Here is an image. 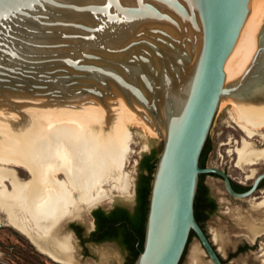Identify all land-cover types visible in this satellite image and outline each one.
Listing matches in <instances>:
<instances>
[{"label": "water", "instance_id": "1", "mask_svg": "<svg viewBox=\"0 0 264 264\" xmlns=\"http://www.w3.org/2000/svg\"><path fill=\"white\" fill-rule=\"evenodd\" d=\"M259 2L0 0V111L46 97L115 94L164 131L133 264H179L191 232L211 264H223L194 215L199 177L219 176L239 199L264 180L261 172L238 193L224 171L199 165L226 97L264 98V18L255 54L232 76Z\"/></svg>", "mask_w": 264, "mask_h": 264}, {"label": "bare ground", "instance_id": "2", "mask_svg": "<svg viewBox=\"0 0 264 264\" xmlns=\"http://www.w3.org/2000/svg\"><path fill=\"white\" fill-rule=\"evenodd\" d=\"M263 18L264 0H260L246 27L234 78L245 72L257 50V30ZM256 96L226 97L233 104L232 120L249 139L256 135L264 138V98L255 102ZM144 114L147 112L137 103L129 104L115 94L101 99L46 97L0 111V165L24 168L31 176L22 182L17 169L0 171V210L8 215L11 227L52 261L75 264L70 256V240L61 237L57 223L69 213L81 216V202L89 205L108 197L104 188L107 182L127 198L132 189L131 177L124 174L132 149L130 126L143 127L151 135L164 134L160 126L146 121ZM229 143L233 145L228 153L231 157L235 154L236 167L241 170L264 162V148H258L255 142L243 138ZM257 171L254 167L248 169L247 178L257 176ZM8 179L12 194L4 184ZM254 207L264 214V196ZM18 209L21 216L15 214ZM26 216L39 229H32L25 222ZM244 225L251 243L264 235V219L259 223L247 219Z\"/></svg>", "mask_w": 264, "mask_h": 264}, {"label": "rangeland", "instance_id": "3", "mask_svg": "<svg viewBox=\"0 0 264 264\" xmlns=\"http://www.w3.org/2000/svg\"><path fill=\"white\" fill-rule=\"evenodd\" d=\"M254 101L259 102V99ZM233 109V104L225 99L211 131L210 149L207 154L205 166H222L228 174L238 176L239 178L244 176L245 172L247 173V170L252 167L258 170L257 174L264 172V162H259L253 166H247L245 172H242L243 170L241 171L238 167L237 169L234 167V163L236 166V156L234 154V160H232L233 157L230 156L231 152L228 153V149L233 145V143L232 145L229 143V140L235 142L247 138L255 142L258 148H264V138L261 135H256L254 138L249 139L245 131L232 120L231 111H234ZM130 129L132 132V149L124 168V174L127 177L129 175V178L131 177L132 189L129 194L130 197H128V195L126 198V196L118 191L113 190L111 182H107L105 184L107 187L104 186V188L107 189L109 193L108 197L96 203H89V205L88 203L81 202V216L76 215L75 212L69 213L68 215H64L57 223L60 227L61 237L69 238L70 240V256L75 264H123L124 262V255L119 252L118 248L111 244L99 246L92 245L89 249L90 253L83 254L78 239L75 237L73 238L68 225L77 223L83 226L85 230H89L92 227L91 212L93 210L97 208L110 210L115 204L129 205L131 203L133 185L138 172V161L140 157L148 154L152 150H155L159 155L162 148V137L157 133L151 135L146 129L140 126L132 125ZM12 169H17L19 173L17 176L22 182H27L31 179L30 174H28L24 168L0 165V171H11ZM60 179L64 180L65 178L64 176H60ZM4 184L7 186V191L10 194L14 193L13 186L10 184L9 179L5 180ZM203 184L210 188L216 200H222L223 203L220 205L222 207H219L217 212L207 217H202L200 224L218 253L222 256L221 258L223 261H226L225 258L227 254L235 250L237 246L245 245L247 248H250L251 244H253L247 237L244 222L250 219L259 223L264 219V214L254 207L255 204L261 201L264 192L259 199H257L256 196L260 194L256 193L251 200L247 201V203H243L238 200L229 199L225 193L222 182L215 177L203 178ZM15 214L18 216L22 215L20 209L16 210ZM246 216L248 217L246 218ZM25 222L28 223L32 229H39L29 216L25 217ZM126 260L128 262L131 261L130 259ZM232 261V264H264V235L255 241L253 248L236 256ZM0 264L61 263L52 261L51 258L49 259L48 256L37 251L35 246L25 236L11 227L8 215L4 210H0ZM182 264H211L208 256H206L195 236L191 237L189 240Z\"/></svg>", "mask_w": 264, "mask_h": 264}, {"label": "flooded vegetation", "instance_id": "4", "mask_svg": "<svg viewBox=\"0 0 264 264\" xmlns=\"http://www.w3.org/2000/svg\"><path fill=\"white\" fill-rule=\"evenodd\" d=\"M142 158L143 156L140 157V160ZM140 160L138 161V172L136 174L135 183L133 185V195H132L131 203L129 205L115 204L110 208V210H104L103 208H100L101 210L104 211V215L103 214L94 215L92 213L94 211L93 210L91 212L92 227L89 230H85L83 226L77 223H72L68 225L69 231L72 233L73 238L75 237L78 239L83 254L90 253L89 249L92 245L99 246L103 244H111L116 248H118L119 252L124 255L125 258L123 264H129V262L126 259H131L132 256L130 255L131 253L127 248L128 244L131 243L133 240L140 241L139 235H137V233L133 228V225L136 223V221L137 220L139 221V217L141 216L140 210L141 207L143 206V202L139 197V192L141 191L145 183L144 181H142V179H140V172H141L139 168ZM205 167H211V166H205ZM234 167L237 169L235 163H234ZM217 168L224 171L227 174L234 191L238 193H243L246 192L251 187L253 178H247V173L245 171L241 170L242 172H245V175L239 178L238 176H233L231 174H228V172L222 166H218ZM203 175H204L203 178L215 177L219 179L224 187V182L222 178H220L219 176L214 174H203ZM263 189H264V180L260 182V184L258 185V189H256V191L250 197L239 199V198H230L224 187L225 193L229 199L238 200L243 203H247V201L251 200L252 197H254V194L256 193L260 194L256 196L257 199L262 197L261 194L264 192ZM203 198H204V206L207 211H210L213 205H215L214 212H217L218 208L222 207L220 205L223 203V201L216 200V198L213 197L211 190L208 186H205ZM211 202H213V204ZM109 218L116 219L117 221L111 225V222L108 221ZM254 245L255 242L251 244L250 248H247L245 245L237 246L235 250L227 254L225 258L226 261H223L222 259L223 264H232L233 263L232 259H234L236 256L241 255L243 252L250 250L251 248L254 247Z\"/></svg>", "mask_w": 264, "mask_h": 264}, {"label": "trees", "instance_id": "5", "mask_svg": "<svg viewBox=\"0 0 264 264\" xmlns=\"http://www.w3.org/2000/svg\"><path fill=\"white\" fill-rule=\"evenodd\" d=\"M209 149H210V145H209V138H208L205 145H204V148L202 150L200 160H199V165L202 168L205 167L206 158H207V154L209 152ZM159 155H160V153H159ZM159 155L155 152V150H152L148 154L144 155L143 158L140 160V163H139V168L141 171L140 172V179H142V181H144L145 185L143 186V188L139 192V197L143 202V206L141 207V210H140L141 216L139 217V221L137 220L136 223L133 225V228H134L135 232L137 233V235H139L140 241L133 240L131 243L128 244L127 248L129 249V251L131 253L130 255L132 256V258L130 259L131 263L129 262V264L134 263L137 255L142 250L143 238H144V227H145L144 222L146 221L145 218L147 216V211H148L152 175H153L155 165L157 163ZM203 176L204 175L202 174L199 177L198 189H197L195 200H194V215H195V218H196V220L200 226H201V224H200L201 218L207 217L210 214L214 213V211H215V205H213V207L210 211H207L205 206H204L203 193H204L205 186L203 185ZM211 203L213 204V202H211ZM92 213L94 215H98V214L104 215V211L101 210L100 208L94 210ZM106 220H105V222H106ZM108 221H110L111 225H112L117 220L113 219V218H109ZM193 236H195V234L193 232H191L189 239H188V242H189L190 238ZM185 250H186V248H185ZM184 253H185V251H184ZM184 253H183V256H184ZM183 256H182V258H183ZM182 258H181V260H182ZM181 260H180V262H181ZM180 262H179V264H180Z\"/></svg>", "mask_w": 264, "mask_h": 264}]
</instances>
